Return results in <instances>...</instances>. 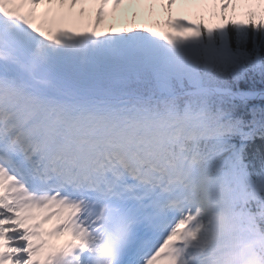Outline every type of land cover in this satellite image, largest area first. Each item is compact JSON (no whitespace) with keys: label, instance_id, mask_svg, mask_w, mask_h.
I'll return each mask as SVG.
<instances>
[{"label":"snow or ice","instance_id":"6c2138e0","mask_svg":"<svg viewBox=\"0 0 264 264\" xmlns=\"http://www.w3.org/2000/svg\"><path fill=\"white\" fill-rule=\"evenodd\" d=\"M0 264H264V0H0Z\"/></svg>","mask_w":264,"mask_h":264},{"label":"rangeland","instance_id":"374dc122","mask_svg":"<svg viewBox=\"0 0 264 264\" xmlns=\"http://www.w3.org/2000/svg\"><path fill=\"white\" fill-rule=\"evenodd\" d=\"M179 8H180V5H177V7L175 9V13H173V18L182 17V18L186 19L184 14L179 11ZM137 9H138V6H133V10H137ZM156 12H157V17L156 18H159V19H164L165 18V14L163 13L162 9H160L159 7H157ZM136 21L139 22L140 24L147 23V18L144 15H142ZM110 22L111 21L106 22L105 25L108 26V24ZM123 22L124 21H120V20L116 21L115 22L116 25L113 28V30L117 29V24L119 25V24H122Z\"/></svg>","mask_w":264,"mask_h":264}]
</instances>
